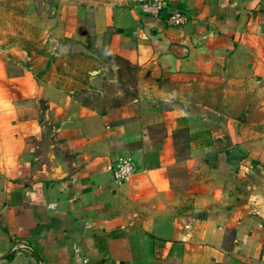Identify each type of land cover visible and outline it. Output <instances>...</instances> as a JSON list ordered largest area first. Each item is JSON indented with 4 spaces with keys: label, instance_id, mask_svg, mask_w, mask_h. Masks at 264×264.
<instances>
[{
    "label": "crops",
    "instance_id": "crops-1",
    "mask_svg": "<svg viewBox=\"0 0 264 264\" xmlns=\"http://www.w3.org/2000/svg\"><path fill=\"white\" fill-rule=\"evenodd\" d=\"M34 1L0 55V264H264V0Z\"/></svg>",
    "mask_w": 264,
    "mask_h": 264
},
{
    "label": "rangeland",
    "instance_id": "rangeland-1",
    "mask_svg": "<svg viewBox=\"0 0 264 264\" xmlns=\"http://www.w3.org/2000/svg\"><path fill=\"white\" fill-rule=\"evenodd\" d=\"M30 5V0H0V55L10 57L14 46L27 42L22 14L30 10ZM253 116L257 121H264V110H256Z\"/></svg>",
    "mask_w": 264,
    "mask_h": 264
},
{
    "label": "built area",
    "instance_id": "built-area-1",
    "mask_svg": "<svg viewBox=\"0 0 264 264\" xmlns=\"http://www.w3.org/2000/svg\"><path fill=\"white\" fill-rule=\"evenodd\" d=\"M141 7L147 14H158L167 6V0H130ZM169 22L175 26H182L187 22L185 13L177 10L169 16ZM115 179L119 182L128 180L136 171V165L130 157L121 158L117 163L109 165Z\"/></svg>",
    "mask_w": 264,
    "mask_h": 264
},
{
    "label": "water",
    "instance_id": "water-1",
    "mask_svg": "<svg viewBox=\"0 0 264 264\" xmlns=\"http://www.w3.org/2000/svg\"><path fill=\"white\" fill-rule=\"evenodd\" d=\"M55 166L53 167V171H54V177L55 178H60V177H63L65 176V173L66 171H62V167L57 164V163H54ZM260 191H261V195H262V198H263V204H264V182L261 184L260 186Z\"/></svg>",
    "mask_w": 264,
    "mask_h": 264
}]
</instances>
